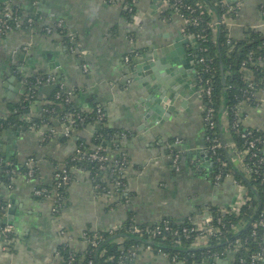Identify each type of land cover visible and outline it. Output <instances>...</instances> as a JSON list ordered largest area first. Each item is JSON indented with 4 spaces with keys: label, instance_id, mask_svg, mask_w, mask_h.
I'll list each match as a JSON object with an SVG mask.
<instances>
[{
    "label": "crops",
    "instance_id": "crops-1",
    "mask_svg": "<svg viewBox=\"0 0 264 264\" xmlns=\"http://www.w3.org/2000/svg\"><path fill=\"white\" fill-rule=\"evenodd\" d=\"M241 3L239 16L226 23L236 42L247 40L253 31L264 34V0ZM13 8L19 9L23 18L38 20L39 25L0 37V120L9 114L8 105L20 100L27 77L56 75L68 89L78 91L73 100L79 108L91 111L102 106L108 126L127 132L121 147L129 159L124 177L130 196L125 204H119L113 192L98 194L89 174L75 169L67 189V206L55 218L53 201L34 199V188L40 183L51 186L54 164L61 165L74 155L79 142L90 143L95 127L65 141H44L37 131L20 127L0 130V150L4 151L0 158L15 157L21 163L32 159L40 174L34 180L19 176L12 188H1L7 205L15 206L16 211L12 219L8 212L0 218V264H60V246L84 251L87 230L117 228L130 212L137 225L151 227L164 219L200 221L209 207L226 210L237 205L241 190L235 180L228 177L214 183L211 164L204 159L207 131L203 94L198 87L200 65L192 42L181 41L175 47L185 26L179 15L162 21L161 4L150 0L136 2L133 23L126 22L121 10L108 0H0V13ZM59 21L77 38L74 52L56 37L41 32L43 26ZM135 50L140 51L136 66H126L124 57ZM145 61L147 70L137 65ZM83 64L89 67L88 72L83 71ZM261 65L264 67V61ZM48 86L52 87L45 85L41 90L42 100L53 91L44 89ZM255 94L257 105L242 104L240 118L244 128L264 133V89ZM43 104L33 107L32 116ZM223 122L230 164L242 171L232 154L228 121ZM176 138L183 141L175 146L181 154L180 171L166 152L168 143ZM1 220L12 227L15 252L8 251ZM132 250L131 264H185L173 263L143 246ZM232 258L230 254L216 264H231Z\"/></svg>",
    "mask_w": 264,
    "mask_h": 264
},
{
    "label": "trees",
    "instance_id": "trees-1",
    "mask_svg": "<svg viewBox=\"0 0 264 264\" xmlns=\"http://www.w3.org/2000/svg\"><path fill=\"white\" fill-rule=\"evenodd\" d=\"M33 2L36 0H32ZM135 1L124 0L125 5L132 11H121L122 17L128 23L134 22V14H137ZM163 4L168 1V8L162 9L160 19L168 22L173 15H181L187 19L198 16L201 18L199 26H187V30L191 33H201L205 31L206 41L198 42L197 58H205L208 63L201 64L199 76L201 81L198 84L199 88H204L206 81H210L213 86V107L215 108L213 130L206 129V135L211 139H220L223 141V119L228 121L227 130L232 136V150H242L246 142L241 135L246 131H251L254 136L264 139V133L255 129L244 128L241 118L237 112L242 104L247 103L255 107L257 105L253 94L264 89V67L261 62L264 61V34L260 32H251L247 40L236 42L229 36L227 21L236 19L235 15V0H150ZM230 7L232 10L230 11ZM7 11L2 10V13ZM8 12L12 18H19L23 27H37L38 20H32V23L27 21L30 18H23L19 9L13 8ZM221 19V24L216 25L217 19ZM13 19L3 18V21L14 25ZM212 25V27H211ZM47 25L42 27L41 32L48 36H53L59 39L66 46L69 52L74 48L77 40L75 36L68 33L64 27H57L53 34L47 33ZM219 30V33H218ZM219 34V48L217 47V36ZM7 34H0V37H5ZM137 54V56H136ZM139 50H135L128 54L131 63L139 57ZM222 64L221 67V59ZM37 75L29 76L24 82V88L20 100L16 104H9V114L7 117L0 120V130L5 131L14 127L24 128L27 131H37L38 128L48 125L53 126L64 124L63 118L67 114H73L76 118L73 124L75 137L80 131L89 126H94V135L90 143L79 142V151L66 159L61 165L54 164L56 171L51 186L38 184L35 186L32 193L36 200H51L49 194L57 193L60 195L57 204L58 212H54L53 216L58 218L62 209L67 206V189L74 179L73 171L82 169L89 174V178L95 191L98 194H111L112 192L118 197L119 204H125L129 200L130 192L128 193L127 181L124 177V172L129 165V159L122 151L121 139L127 136V132L118 130L108 126L106 114L102 106H95L91 111H84L79 108L75 100L69 103H64L65 89L61 90L59 86H55L52 93L42 100L41 90L43 86H37ZM67 90V89H66ZM60 92L61 97L57 98V93ZM74 96L78 94L77 90H73ZM202 99L204 104L207 102L206 96L203 94ZM39 102H44L43 105L37 106V112L32 116V109ZM98 108L102 109L103 116L100 117L97 113ZM223 111V113H222ZM28 119H22V118ZM17 128V129H18ZM70 139V138H68ZM66 138L60 137L59 140L65 141ZM49 141V140H48ZM116 142V145L113 143ZM174 140L168 145H172ZM167 145L166 152L170 154H181L174 147L170 148ZM209 144H206V148ZM94 148H101V154L110 155L111 161L97 162L89 159V155ZM170 149L173 152H170ZM229 147H222L215 154L211 151L203 150L204 159L211 164L212 176L214 181L216 175H221V180L226 176L232 177L236 182L248 189L250 200L241 208L239 215L223 213L225 210L216 207H209L208 213L214 218L222 220V237L220 240L212 239L207 247L198 248L195 246L194 238L185 239L178 238L173 235H163L151 237L146 232L135 233L133 228L139 227L142 229H153L162 226L163 221H168L171 228L181 229L184 226H189L191 223L188 220L183 222H174L173 220L164 219L155 226H140L136 224L135 216L129 213L127 219L117 228L109 231L93 232L87 230L84 234V239L87 242V248L84 251H78L71 248L69 245H62L58 249L60 264H131L134 252L133 247L143 246L150 247V251L154 254H165L171 261L173 258L178 262L182 261L185 264H216L214 254H218L221 259L228 255H233L231 264H251V256L260 252L264 248V227L260 226L259 221L264 218V183H261L260 176H252L246 178L243 171L237 170L230 164ZM125 157H123V155ZM260 156H263L260 151ZM220 159V162H216ZM116 160H125L122 170L116 165ZM34 161V160H33ZM35 162V161H34ZM221 162H227L228 166L221 167ZM64 166V167H63ZM61 167L65 169L69 176L67 184H62L59 177L55 174L62 173ZM264 172V163L259 165ZM34 171V179L39 178V170L35 163H21L15 157L9 159L0 158V218L2 219L7 213V202L2 195L1 188H12L13 180L19 176L26 175L28 171ZM26 179V178H25ZM118 182V186H117ZM59 183H61L59 185ZM59 185V186H58ZM35 189H46L47 194L38 196L35 194ZM56 200V198H55ZM56 204V203H55ZM227 210V209H226ZM229 211V209L227 210ZM206 216V215H205ZM251 224L248 226V223ZM1 230L8 225L1 220ZM255 233V235H254ZM118 236L119 238L109 241L111 238ZM4 238V237H3ZM5 240V239H4ZM15 234L7 235L8 251L15 252ZM98 244L93 246L92 242ZM257 264H261L258 262Z\"/></svg>",
    "mask_w": 264,
    "mask_h": 264
},
{
    "label": "built area",
    "instance_id": "built-area-1",
    "mask_svg": "<svg viewBox=\"0 0 264 264\" xmlns=\"http://www.w3.org/2000/svg\"><path fill=\"white\" fill-rule=\"evenodd\" d=\"M109 3L116 5L121 11H132V9H129L126 5L124 0H108ZM135 1V5H136ZM162 9L168 8V1H164L163 4H161ZM242 8V3L241 0H235V15L238 17L239 13ZM230 11L232 10V7L229 9ZM161 12V11H160ZM262 13L264 15V8L262 10ZM134 19L136 18L137 14H134ZM182 20L184 21V28L182 30V37L187 41V42H192L195 45V48L197 50V45L198 42H203L206 41V37L204 34V30L201 31V33H191L187 30V26L192 25V26H199L201 22V18L198 16L192 17L191 19H187L185 17H182L179 15ZM3 18L7 19H13L12 15L10 12H5L0 15V34H9L12 32H16L19 30H22L23 23L19 18H14V25L12 26L10 23H6L3 21ZM28 23H32V20H28ZM218 24V22L214 23ZM48 26V25H47ZM57 27H65V25L59 21L55 23L53 26L49 25L47 27V33L48 34H53ZM212 27V25H211ZM56 28V29H55ZM72 42L74 43L75 41L71 39ZM76 44V43H74ZM75 47V46H74ZM72 52L75 51V48L71 49ZM197 54V51H196ZM137 56V54H136ZM199 65L201 64H206L208 61L205 58H197ZM124 64L126 66L133 65V67L136 66V63H131L130 57L127 55L124 57ZM82 69L84 72H88L89 67L86 64H83ZM37 86H45V85H55L59 86L61 90L65 89V96H64V103H69L73 100L74 97V92L73 90L68 89L62 82L61 80L54 74H42V75H37ZM201 81V77L198 75V82ZM204 88L201 89V93L206 96L207 102L204 104L203 107V121L206 126L207 130H213L215 128V123H214V117H215V108L213 107V100H212V95H213V86L210 81H206L204 84ZM67 89V90H66ZM255 93L253 94V98L256 99ZM57 98H60V92L57 93L56 95ZM97 113L99 114L100 117L103 116L102 109L98 108ZM239 118H240V112L238 110L237 112ZM75 116L73 114H67L63 118L64 124L62 126H59L58 124H54L53 126H48L44 125L40 128L37 129V132L39 133L40 137L44 141H50L53 139H59L60 137L63 138H71L72 135L74 134L73 130V124L75 123ZM241 137L245 140L246 145L242 150H232V154L235 157V160L240 164V168L245 174L246 178H250L252 176H260L261 183H264V172L260 169L259 165L264 163V139L254 136L251 131H246L244 132ZM206 144H209L207 148L204 150L211 151L212 154H215L217 150L221 149L222 147H225L223 145V142L220 139H211L209 136L206 135L205 137ZM183 141L180 138H176L173 142L172 145H168L170 148L175 146L179 147L182 145ZM113 145H116V142L113 143ZM231 148L232 145H231ZM93 152L90 153L89 159L97 162H106V161H111L110 155H103L101 154V148H94L92 150ZM260 151H262L263 156H260ZM80 152L79 150L77 153ZM170 152H173L172 149H170ZM123 157H125L124 154H122ZM170 159L172 160V163L174 164L175 168L177 171H180V155L179 154H169ZM124 161L125 160H116L115 165L122 170L124 166ZM28 164H33L34 161L32 159L27 161ZM216 162H220V159H217ZM221 167H226L228 166L227 162H221ZM64 167V166H63ZM61 167L62 173L55 174V176H58L62 184H67L69 181V176L65 169ZM26 179L28 180H34V171L30 170L26 175H24ZM230 176H226L228 178ZM221 180V175H216L214 178V183L218 184ZM59 183V185L61 184ZM235 184L240 188V193H239V200L236 206L232 207L229 209V211L225 210L223 213H230V214H235L239 215V212L241 208L250 200L249 195H248V189L238 182L235 181ZM58 185V186H59ZM118 186V182H117ZM35 194L38 196L47 194L46 189H35ZM49 198L53 200V207H52V212H58V207L59 205L57 204L58 199H60V195H57L56 192L54 194H49ZM56 198V200H55ZM56 203V204H55ZM10 207L7 205V208ZM191 224L189 226H184L181 229H173L170 226V223L168 221H163L162 226L156 227L153 229H142L139 227H134L133 231L135 233H143L146 232L148 235L151 237H157V236H163V235H173L175 237L180 238H185L187 240L194 238L195 246L198 248H203L207 247L208 243L212 240H220L222 237V231H221V226H222V220L221 218H214L210 216L209 214H206V216L201 219L200 221H191L188 220ZM260 226L264 227V218H262L259 223ZM13 233L12 227L8 225L6 228L2 230V234L4 239H7V235ZM85 235V234H84ZM255 235V233H254ZM7 243V242H6ZM93 246H96L98 243L96 241L92 242ZM150 250V247H148ZM165 255V254H163ZM167 257V255H165ZM214 258V262L216 263L218 260H221V257L218 254H214L212 256ZM173 263L178 262L176 259L171 260ZM258 262H264V248L251 256V264H257ZM89 264H94L93 262H89Z\"/></svg>",
    "mask_w": 264,
    "mask_h": 264
},
{
    "label": "water",
    "instance_id": "water-1",
    "mask_svg": "<svg viewBox=\"0 0 264 264\" xmlns=\"http://www.w3.org/2000/svg\"><path fill=\"white\" fill-rule=\"evenodd\" d=\"M157 2H155V4H156ZM217 22H218V25H220L221 24V19H217ZM218 33H219V30H218ZM184 38L182 37V35L180 34L179 35V37L178 38H176V40H175V47H177V46H179L180 45V42L181 41H184V43H187V41L186 40H183ZM217 47L219 48L220 46H219V34H218V36H217ZM168 50L167 49H165V52H167ZM219 57H220V59H221V67H223V64H222V56L221 55H219ZM142 59H144V57L142 58ZM151 63V62H150ZM146 64V61L145 62H143L142 63V65L138 62L137 63V65L138 66H141L142 68H144V70H147L148 69V66H146L145 65ZM144 65V66H143ZM149 65H151V66H153V64L151 63V64H149ZM55 88V85H52V87L51 86H48V87H45L44 89L46 90V91H49V90H51V89H54ZM222 113H223V111H222ZM24 130V129H23ZM0 152L1 153H3L4 151L3 150H0ZM16 209V207L15 206H11V207H9L8 208V210H7V212H8V214L10 215V219H12V215L15 213V210ZM251 222L252 221H250L249 223H248V226L251 224ZM117 238H119L118 236H115V237H113V238H111L110 240H108V242L109 241H112V240H114V239H117ZM132 251H134V250H132Z\"/></svg>",
    "mask_w": 264,
    "mask_h": 264
}]
</instances>
